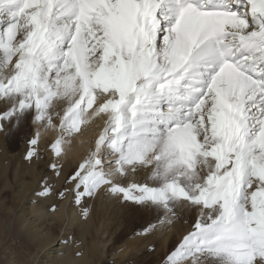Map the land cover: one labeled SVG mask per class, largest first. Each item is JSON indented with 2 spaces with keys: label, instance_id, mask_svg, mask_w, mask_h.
I'll return each instance as SVG.
<instances>
[{
  "label": "snow or ice",
  "instance_id": "snow-or-ice-1",
  "mask_svg": "<svg viewBox=\"0 0 264 264\" xmlns=\"http://www.w3.org/2000/svg\"><path fill=\"white\" fill-rule=\"evenodd\" d=\"M101 114L58 197L103 192L165 225L196 210L162 264H264V0H0V133L59 127V179L65 137Z\"/></svg>",
  "mask_w": 264,
  "mask_h": 264
},
{
  "label": "bare ground",
  "instance_id": "bare-ground-1",
  "mask_svg": "<svg viewBox=\"0 0 264 264\" xmlns=\"http://www.w3.org/2000/svg\"><path fill=\"white\" fill-rule=\"evenodd\" d=\"M93 107H97V104L94 103ZM88 111L90 112L92 110L89 109ZM106 119V114H101L100 116L93 117L91 120H85L81 124L80 132H74L71 136L65 137V143L63 145L66 151L64 174L69 170H74L88 154L89 149L94 146L95 140L103 131ZM27 130L21 135L20 143L16 150H14L15 145L13 143L6 144V141L12 139L13 135L4 134L2 147L5 154L0 159V172L2 175H9L12 180V182L7 181L4 184L2 191L7 189L11 190L16 199L15 204H9L3 201L1 209L10 214L13 213V222L26 234L28 239L35 241L37 244L36 254L31 258L30 264H40L43 259V262L51 259L53 262L60 263L63 258H66V255L69 253L71 237L66 238L65 236L68 234L69 236L72 235L71 230L73 226H82L80 237L83 241L86 240L87 236L90 237L92 246H86L84 252H92L93 257L100 258L107 251L111 250V248L108 249L106 243L108 241L106 238L108 222L104 219L101 211L108 210V206L120 198L110 196L103 192L96 195V204L100 215L97 220L98 223L94 226L92 232L90 226L86 223V219L82 216V207L75 205L71 196H65L64 198L54 196V189L46 198L42 196L40 194L41 178L45 176L44 172L45 169L49 168L48 165L51 158V153L45 149L60 136V128L48 127L44 129L30 122V128ZM36 132L39 133L41 139V156L28 160L25 158L28 147L27 140ZM42 154L46 155L45 162L42 160ZM39 166H43L42 169H39ZM52 204L57 205L54 211H50ZM18 205H20L19 208H17ZM175 228V223L173 227L172 223H170L165 230H161L157 234V238L159 241L161 240L164 246L167 245L171 238V232ZM152 238H148L147 242ZM140 249L141 247L136 241L130 239L129 244L123 246L122 252L133 253ZM56 252L61 254H55ZM72 260L74 264H90L83 257H73ZM116 264H122V262L118 260Z\"/></svg>",
  "mask_w": 264,
  "mask_h": 264
},
{
  "label": "rangeland",
  "instance_id": "rangeland-1",
  "mask_svg": "<svg viewBox=\"0 0 264 264\" xmlns=\"http://www.w3.org/2000/svg\"><path fill=\"white\" fill-rule=\"evenodd\" d=\"M28 128H30V121L24 122L20 128L10 130L7 134L13 135V138L8 139L6 144L9 145L13 143L15 145L14 150H16L19 146L21 135L28 131ZM3 136L4 133H0V159L3 158L5 154L2 147ZM42 156V160L45 162L46 155L42 154ZM42 167L43 166H39L38 168L42 169ZM72 171L73 170H69L61 175L59 179H56L49 168L45 169L44 174L48 177L53 186L54 196H58L57 192L61 189V186L70 187V185L65 183V176ZM135 179L139 182L143 180L144 177L143 175H138ZM7 181L12 182L11 177L9 175H2L0 172V264H30L31 258L37 251L36 242L28 239L26 234L13 222V213L4 212L1 209L3 201L9 204L16 203V199L11 190L7 189L2 191ZM96 202L97 197L95 196L94 198L87 199L85 204L80 206L82 210L85 207L89 209L90 214L89 212L87 215L82 213V216L86 219V223L90 226L92 232L94 226L98 223L97 220L100 215ZM19 207L20 205H18L17 208ZM178 212L179 218L172 223V227L175 223L176 228L172 230L171 238L167 245L164 246L161 240L159 241L157 238V234L160 233L161 230H165L170 223L165 225L162 217H160L158 223L159 213L153 208L144 207L136 202L120 198L118 201L108 206V210L101 211L104 219L108 222V233L106 234L108 241L106 243L108 249L111 248L110 251H107L100 258L96 256L93 257L92 252L85 253L84 249L86 246H92L90 237L87 236L86 240L83 241L80 237L82 226H73L71 230L72 235L69 236L68 234L65 236L66 238L71 237L69 253L66 255L67 257L63 258L60 263L53 262L51 259H47L46 262H43V259L40 264H74L72 260L73 257H83L90 264H116L118 260H120L122 264H162L165 256L178 244L182 236L192 230L197 218V212L192 208H180ZM149 224H156V230L150 234H145L143 230ZM148 238L152 239L147 242ZM130 239L135 240L141 249L133 253H123V246L129 244ZM78 251L82 253V255L77 256L76 253ZM55 254L59 255L61 253L56 252Z\"/></svg>",
  "mask_w": 264,
  "mask_h": 264
}]
</instances>
